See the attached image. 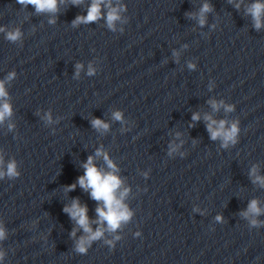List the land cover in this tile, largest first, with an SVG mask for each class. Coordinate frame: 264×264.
<instances>
[{"label": "water", "instance_id": "95a60500", "mask_svg": "<svg viewBox=\"0 0 264 264\" xmlns=\"http://www.w3.org/2000/svg\"><path fill=\"white\" fill-rule=\"evenodd\" d=\"M256 2L264 0H111L124 8L112 30L107 0L99 20L76 26L92 0H58L55 13L0 0V81L12 109L0 154L20 173L0 178V264H264V224L241 215L253 199L264 210V187L250 175L255 167L264 177V26L247 12ZM17 29L20 39L7 40ZM205 115L226 128L237 122L236 143L211 139ZM94 118L108 130L93 128ZM98 149L129 189L133 216L115 232L96 222L102 202L90 190H67L89 156L110 171ZM74 199L93 231L105 230L85 254L76 244L87 234L64 211ZM255 219L264 222V211Z\"/></svg>", "mask_w": 264, "mask_h": 264}, {"label": "clouds", "instance_id": "9594fccd", "mask_svg": "<svg viewBox=\"0 0 264 264\" xmlns=\"http://www.w3.org/2000/svg\"><path fill=\"white\" fill-rule=\"evenodd\" d=\"M21 5H32L34 6L37 13L48 12L55 13L58 11V0H18ZM74 5H79L82 3V0H72ZM105 4V0H92L91 5L87 10L85 16H77L72 22L73 26H76L80 23H93L99 20L102 16L101 5ZM105 6L108 8L106 15V23L108 28L115 30V22L120 19V11H123V6L113 7L111 0H107ZM239 7V5H237ZM211 11V8L208 4H204L200 9L199 14V23L201 26L204 25L205 19L204 14ZM248 14L251 15L254 21V27L259 30L264 23H262V16H264V3L256 2L253 3L248 9ZM54 23V21H50ZM0 31H4L3 28H0ZM21 37V32L17 29L14 31H8L6 33V39L12 42L19 40ZM195 66L189 64V68H194ZM77 73L79 75V70L82 68L81 64L76 65ZM95 70L89 66L88 75H93ZM15 73H10L7 80L13 79ZM8 93L5 90V81H0V100L4 102L0 104V123H3L6 118L11 117L12 109L10 104L7 102ZM214 110H218L220 107L215 101H210ZM222 103V102H221ZM232 106H226V111H232ZM113 119L120 121L122 120V113L116 111L113 113ZM200 119L199 113H194L192 116L193 121H198ZM204 119L208 121L207 130L210 134V138L213 140L221 139L223 141V146L227 147L229 143L235 144L236 138L239 132L238 123L234 122L231 124L230 128L225 127V121L221 120L219 122L212 119L211 116L205 115ZM49 122H51V117H48ZM92 127L98 131H107L109 125L99 118H94L91 121ZM214 125H216L214 127ZM13 126L9 125V129ZM175 149H173L174 151ZM96 156H103L104 161L107 164L110 171H103L99 169L94 163V157L89 156L87 161L82 165L84 168V174L78 177L75 184L67 186L68 191H72L76 188L77 184L84 189L85 191L90 190V196L93 200L97 202H102V206H97L96 213L98 224H103L106 222L107 230L109 232H115L121 227L122 224L128 223L133 213L129 207L124 203L125 197L128 195L129 189L124 188L122 191V180L116 174L118 169L116 165L109 159L107 153L103 152L102 149H98ZM5 161L3 155L0 154V178H3L5 175L8 178H16L20 175L17 171V165L15 160H11L6 165V170L4 169ZM256 168L253 167L250 175L254 177L253 182L259 183L260 186L264 187V177H261L256 174ZM64 211L69 215V217L76 222V224L81 228L86 236L80 238L76 244V251L81 254L87 252V247L95 240H99L104 235V228L98 227L95 231L91 228L90 220L88 217V209L86 205H81L78 199H74L71 205H67L64 208ZM264 211L258 207V201L253 199L248 204L246 211L242 212L241 215L245 219L249 220L250 227H259L264 222L258 221L255 219L256 216H259L261 212ZM217 221H221L222 217L217 216ZM76 229H73L72 235L75 236ZM136 237L141 235L140 232L134 234ZM5 238V232L2 227H0V240ZM116 240H119L120 237L116 236ZM107 244L113 246V241H106ZM4 253L0 252V260L3 259Z\"/></svg>", "mask_w": 264, "mask_h": 264}]
</instances>
